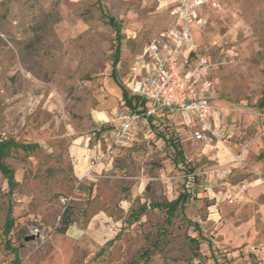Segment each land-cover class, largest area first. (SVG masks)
<instances>
[{
	"label": "rangeland",
	"instance_id": "obj_1",
	"mask_svg": "<svg viewBox=\"0 0 264 264\" xmlns=\"http://www.w3.org/2000/svg\"><path fill=\"white\" fill-rule=\"evenodd\" d=\"M203 12L193 34L229 136L198 141L160 113L108 150L168 2L0 0V264H264V0Z\"/></svg>",
	"mask_w": 264,
	"mask_h": 264
},
{
	"label": "built area",
	"instance_id": "obj_2",
	"mask_svg": "<svg viewBox=\"0 0 264 264\" xmlns=\"http://www.w3.org/2000/svg\"><path fill=\"white\" fill-rule=\"evenodd\" d=\"M171 25L150 39L134 57L127 81L136 109L113 112L108 150L127 148L136 140L141 121L147 124L160 113L182 114L198 141L221 142L228 135L223 109L213 104L211 59L198 50L193 24L203 22L201 12L212 0H166ZM221 119V120H219ZM220 122V123H219ZM227 171L223 172L226 177ZM232 201V194H224Z\"/></svg>",
	"mask_w": 264,
	"mask_h": 264
},
{
	"label": "trees",
	"instance_id": "obj_3",
	"mask_svg": "<svg viewBox=\"0 0 264 264\" xmlns=\"http://www.w3.org/2000/svg\"><path fill=\"white\" fill-rule=\"evenodd\" d=\"M110 22L114 23V20L111 19ZM116 63V62H115ZM123 100L125 101V106L128 109H136L139 105V99L134 96H130L127 89L122 91ZM164 113V112H163ZM177 155L183 158V152L181 149L177 148ZM184 206V204L182 205ZM73 213L66 208L60 216V226L57 228V231L60 233H65L68 228L73 224Z\"/></svg>",
	"mask_w": 264,
	"mask_h": 264
},
{
	"label": "crops",
	"instance_id": "obj_4",
	"mask_svg": "<svg viewBox=\"0 0 264 264\" xmlns=\"http://www.w3.org/2000/svg\"><path fill=\"white\" fill-rule=\"evenodd\" d=\"M206 8V6L203 8V10H202V12H201V16L203 15V11H204V9ZM203 18V17H202ZM203 22H204V19H203ZM200 23L199 24V26L201 27L202 26V24H204V23ZM128 78H129V76L124 80V84L126 85L125 87H126V89L128 90V87H127V81H128ZM216 88V86H215V83H214V89ZM122 101H124V100H122ZM123 108H126L127 106L125 105V101H124V104H123ZM126 106V107H125ZM179 116H181L182 118H183V120H184V123H185V125H187L188 127H189V129L191 130V128H190V126H189V124H188V122H187V119L185 118V116H183L182 114H178ZM159 116V115H158ZM105 117H107V116H105ZM219 120H221V119H219ZM223 121H222V123H224L225 122V118H223L222 119ZM220 123V122H219ZM141 124H143V125H147V123L146 122H144V121H141ZM149 124V123H148ZM191 132H192V130H191ZM193 135V134H192ZM82 162L79 160V162H78V166H80L81 167V165L83 166V164H81ZM83 168V167H82Z\"/></svg>",
	"mask_w": 264,
	"mask_h": 264
}]
</instances>
